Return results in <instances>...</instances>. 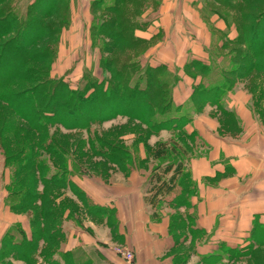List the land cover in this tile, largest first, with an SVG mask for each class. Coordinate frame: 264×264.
<instances>
[{
	"label": "trees",
	"instance_id": "16d2710c",
	"mask_svg": "<svg viewBox=\"0 0 264 264\" xmlns=\"http://www.w3.org/2000/svg\"><path fill=\"white\" fill-rule=\"evenodd\" d=\"M71 1L68 0L69 3ZM124 1L126 0H94L90 3L93 9H104L113 14L108 15L109 17L92 18L90 38L103 52L112 53L115 48H137L149 44L158 35L163 36L161 30L151 37L137 35V30L146 31L149 26L144 28L141 21L139 23L133 19H124L122 15L125 10L118 8ZM148 1L154 3V0ZM157 1L159 13L162 0ZM211 2L233 6V0ZM58 3V0H36L23 8L19 0H0V104H7L6 107L10 110L2 115L0 121L3 124L0 128V151L5 158L4 172L6 174V170L10 171V182L5 187L8 190L5 203L13 212H28L33 227L31 236L21 223L11 224L7 228L0 241V264H6L3 259L9 254L8 250L16 252V257L27 264L42 243L43 250L48 248L44 256L48 261L53 248L60 245V249L66 239L65 224H81L83 216L80 215L84 212L99 216L109 215V223L114 222L113 209L96 205L74 182L75 174L69 168L71 163L68 164L74 159L73 152H69L59 141L63 137L53 132V126L88 130L92 127V120L104 121L124 114L145 125V138L162 130L171 131L172 138L158 141L151 151L154 158L159 160L173 155L177 161L174 174L167 181L156 175L151 180L156 178L155 197L166 196L174 191L176 197L173 200L176 206L188 207L190 203L186 195L191 194L195 184L190 171L186 169L185 161L195 154L192 148L197 140L196 134L187 132L185 126L206 105L217 106L226 113V96L234 89L238 79L249 76L264 78V7L250 16V23L244 21L239 25L234 18L211 9L206 1L203 7V11L207 13L205 18L211 20L212 15H218L228 27L233 24L241 37L238 35L233 39L229 38L227 30H219L212 21L214 29L223 32L227 41L243 43L244 47H234L226 54L210 56L208 64H202L199 59H189L194 67H200L201 72L200 76L189 74L185 70L194 79L201 77L193 85V93L186 100L193 104L192 113L183 110L184 104H176L174 100L173 90L180 80L178 72L169 69L164 63L153 65L149 60L145 63L140 57L132 62L129 60L124 64H115L113 60L102 59L104 55H101V65L111 67L112 81L100 80L93 72L83 69L81 77L77 78L79 81L74 85L69 76L79 72V67L74 66L75 64L62 76L53 75V64L59 57L62 31L68 29V25H64L67 21L70 24L71 14L68 20L66 16L56 22L37 17L40 14L38 8L43 9L42 6L45 8V4L47 5L44 13L40 14L46 17L58 10ZM60 25L63 29L59 31L58 39L53 41L56 28ZM11 33L14 34L13 37L5 40L4 37ZM48 38V45L42 49L32 48L38 41ZM221 45L224 47L225 43ZM37 62L42 65L35 66L34 63ZM187 70L190 71V67ZM256 80L252 86H248L253 94L260 90ZM14 84H19L20 88L8 89ZM259 93L264 94V90ZM254 105L261 109L259 104ZM8 118H13L14 121L11 122ZM13 132L19 133L16 140L10 135ZM96 139L98 143L92 139L86 141L90 143L88 150L83 149L80 143L74 145V153L88 156L81 152L84 150L129 172L131 163L136 160L135 157L133 161L130 160L133 152L129 146L122 139L118 142L105 137ZM67 144L69 147L70 142ZM128 161L129 166L126 165ZM140 163L145 164L146 160L142 159ZM88 167L89 165L86 168L96 175H102L98 169ZM84 173L86 172L82 169V174ZM68 190L75 198L67 195ZM193 227L191 216L184 218L181 213L171 216L170 229L174 236L171 250L186 240L187 229L193 236L197 233ZM254 235L258 247L253 243L244 248L232 247L222 242L218 252L201 256L196 264H242L247 255V264H260L264 262L259 256V251L264 249V225L259 220L254 222L252 236ZM23 245L30 246V251L25 253ZM187 253L185 250L171 255V264L188 262ZM59 255L66 258L65 264H93L76 259L72 251H60ZM68 255L72 256L71 260L67 259ZM50 263L57 264L51 260Z\"/></svg>",
	"mask_w": 264,
	"mask_h": 264
},
{
	"label": "crops",
	"instance_id": "0c3cea01",
	"mask_svg": "<svg viewBox=\"0 0 264 264\" xmlns=\"http://www.w3.org/2000/svg\"><path fill=\"white\" fill-rule=\"evenodd\" d=\"M205 3L206 0H162L154 24L147 29L149 37L159 30L163 32V41L151 48L147 57L153 65L164 63L178 72L180 80L173 90L176 102L189 99L193 85L201 79L186 74L184 63L190 57L206 59L211 48L212 33L206 24L207 19L202 17ZM211 21L219 30H227L229 38L237 36L235 26L228 27L218 15H212ZM68 32L71 33V37L66 35L69 40L65 38L68 49H78L75 47V32L73 29ZM169 38L179 40L175 45L168 41ZM66 43L62 45V55L67 53ZM163 48L169 50L168 54L179 55L181 60H173ZM74 58L77 59L76 55ZM55 68V74L62 76L70 66L69 63H57ZM248 83V77L237 80L234 89L226 96V113L217 106L206 105L185 126L187 132L197 135L196 148L199 145L202 150L207 147L206 153H196L185 161L197 189L193 197L195 207H190L189 195L186 198L190 205L177 207L173 200L176 197L174 191L155 197L156 181L141 176L137 170L128 180L118 175L120 182L117 183L89 182L87 175L74 176V182L96 205L113 209L114 222L109 223V215H95V221L91 214L84 212L81 224L69 227L67 250L72 251L76 259L93 264H171L172 257L168 252L174 245V236L170 229L171 219L165 213L171 208H181L184 218L191 216L195 232L207 233L204 242L193 245L194 236L189 229L185 231L186 243L190 242L188 244L194 248L195 254L189 259L193 263L203 255L218 252L222 242L232 247L244 248L251 243L258 247L252 233L255 220L264 225V111L261 110L264 108V94L259 93L264 90V78L257 79L260 90L256 94L249 90ZM168 133L171 131L162 130L155 136L159 141ZM125 182L130 188L124 187ZM67 195L72 197L71 193ZM163 204L169 207L161 208ZM11 224L3 229L1 238ZM114 244L130 250L134 254L133 262H123L113 257L111 251H106ZM248 258L245 256L242 264H247Z\"/></svg>",
	"mask_w": 264,
	"mask_h": 264
},
{
	"label": "rangeland",
	"instance_id": "374dc122",
	"mask_svg": "<svg viewBox=\"0 0 264 264\" xmlns=\"http://www.w3.org/2000/svg\"><path fill=\"white\" fill-rule=\"evenodd\" d=\"M33 1L35 2L36 0H19V4L23 5V8H26L28 3H31ZM92 1H94V0H72L71 3H69L68 0H58V2H59L58 3V10L56 12H53L49 16H46V17H45V15H40V14L44 13L43 10L46 9L47 5L45 4V8H44V6H42L43 9L38 8V11L40 14L37 15V17L39 19H45L46 21L56 22L57 20H61L62 18L66 17V16H67V20H68L70 14H71L70 24H68L69 21H67L66 25H64L65 27L68 25V29L66 28V31H65V29L62 28L63 27L62 25L64 24V22H63V24L60 25L59 28L58 27L56 28L57 33H56V35H54V38H53V41H55L56 38L58 39L59 31L61 29H63V31H62L63 36H62V40L60 41V45H59V53H58L59 57L57 58V60L55 59L56 63L53 64V75L57 76V74H55L56 73L55 67H56L57 63H59L61 65L62 64L65 65V63L66 64L69 63L70 67H71V65L75 64L74 66L79 67V72H76V75L69 76V80L74 85L77 83V81H79V80H77V78L81 77V73L83 72V69H86L89 72H93L95 77L100 79V80L105 79V80H108L109 82L112 81L111 67H109V65H107L108 67L106 65H104V66L101 65V62H102V61H100L101 55H104L102 57V59H105V60L108 59L109 61L113 60L115 62V64L117 62L124 64L125 61H129V60H131V62H132L134 59L139 58V57L141 59H144V61L146 63V61L148 60L147 52L151 48L160 44L161 41H163V37H160L158 35L157 38H153L149 44L147 43V44L139 46L137 48H132V49L115 48L112 53H107V52H103V51L99 50L100 48L97 45H95L96 43L91 41L92 39L90 38V37H92L91 36V25L93 23V19H94V17H103V16H108V15L112 16L113 14H111V12H109V11H105L104 9H99V8L93 9L91 7V4H90ZM206 1L209 3L208 5H209V7H211V9L216 10L225 16L234 18L236 20V22H239V25H240V23H244V21H246V23H250L251 22L250 16L258 13L259 9L261 7H264V0H233V6H231V7L220 5L217 3H213V2H211L212 0H206ZM157 3H158L157 0H154V3H150L148 0H126L123 2V4L120 3L118 5V8L121 10H125V12L122 15L124 19H131V20L133 19L134 21H137L139 23L141 21V23H143V27L146 28V27L150 26L152 23L154 24L153 20L156 18L157 13H158ZM202 15H203L202 17L205 19V17L207 16V13L203 11ZM210 15H211V13H210ZM180 24H182V23H180ZM206 24H208L209 28L211 29V33H212L211 43L212 44H211V48L209 50L207 58L204 60H200V62L202 64H205V63L208 64L210 56L214 57L218 54L219 55L226 54L230 51V49H232L234 47L235 48L238 46L244 47L243 43L241 44V43L227 41V38L225 37V34L223 32L214 29V27L212 26L211 20H206ZM72 29L75 32L74 36H76V41H77V44L75 45V47H79L76 50L75 49L74 50L68 49L69 48L68 43L65 42L66 35H69V36L71 35V33H69L68 30L71 31ZM136 34L143 36V37H149L147 35V30L146 31L137 30ZM13 35L14 34L11 33V34L6 35L4 38H5V40H8L11 37H13ZM144 35H146V36H144ZM238 35H239V37H241V34H239L237 31V36ZM104 39L107 40L106 37ZM66 40H69V39L66 38ZM178 40H179L178 38H176V39L175 38H173V39L169 38L168 39V41L170 43H173L175 45H176L175 42ZM49 41H50L49 38L45 39V40L42 39L41 41H38L36 44H34L32 48L34 50L38 49V48L42 49L43 47L48 45ZM223 42L225 43L224 47H222L223 45H221ZM26 43L27 42L25 41V44ZM65 43L67 45V53L63 54L64 55L63 56L61 54V50L63 48L62 45H65ZM161 48H162V46H161ZM173 48L175 49V47H172L171 49H173ZM163 52L165 54H168L169 50L165 51V49H164ZM75 55H76L77 59L74 58ZM62 56H63V58H62ZM168 56L175 61L181 60V58L178 57L179 55L176 56V54H168ZM64 58H65L66 62H64ZM189 59H191V57ZM189 59H188V61H186L184 63V68L187 71V73L198 74L201 76V72L199 70L200 67H197V68L194 67V65H192V63H190ZM34 65L35 66L42 65V63L37 62V63H34ZM187 67H190V71L187 70ZM255 77H257V76L255 75ZM133 78H135V77H133ZM248 78L250 79V84L248 83L249 87H250V85L252 86V83L253 84L255 83L256 79H258V77L252 78L251 76H249ZM252 80H254V81H252ZM18 88H20L19 84H14V85H11L8 89L16 90ZM176 104H184V105H182L183 106L182 109L185 111H188L190 113H192L194 110L193 104L189 103V102L187 103V101H184L183 103L176 102ZM6 105H5V103L0 104V121H1L2 115L5 112L10 111L9 107H6ZM261 110L264 111V108H262ZM8 120L11 122L14 121L13 118H8ZM98 121L92 120V123H91L92 127H91V129H88V130L87 129L86 130L67 129L66 127L61 126V125L58 126V128H56L55 126L52 127L53 132L57 133L56 135L63 137L62 140H59V139L58 140L61 143H63L64 146H66V148L68 149L69 152H71V153L73 152L72 155H73L74 159L73 160L71 159V162H68V164L69 163L72 164V162H73L74 166L69 164L70 165L69 168H70L71 172L73 174H75V176L87 175L90 178V180H88L89 182H94L95 180H98L102 183L105 179H107L109 181H113V183L114 182L117 183L118 181L120 182V180L118 179V175H120L121 177H126L125 179L128 180L129 177L131 176L132 172H134V170L139 171L141 176L144 175L145 178L147 177V179H151L154 175H156L159 179H163L166 181L171 176V173H174V171L176 169L175 163L177 162L174 160V156L173 155H169V156L167 155V157L160 159V160L154 158L153 151H151V150L158 144L159 138H157V136H155V135H151V136L145 138V134H146L145 129L146 128L142 122H140L138 120H132L124 114H119L118 116H112L111 118H107L104 121L103 120L99 121V122ZM2 125H3L2 122H0V128ZM142 133L144 135H142ZM18 134L19 133L13 132L10 135H12V138L16 140V137L19 136ZM139 136L142 139H140ZM96 137H100L102 139H104V137H105L107 139L108 138L113 139V141H116V142H118L120 139H122L125 142V145L129 146V148L133 152L132 158L130 160L133 161V159H134L133 157L136 158V160L131 163V165L129 167L131 169L129 170V172H126L125 169L122 167L120 168V166H116V165L109 163L107 160L103 159V157H99L98 155L92 156V155H90L89 152H85L84 150H82L81 152L84 154L87 153L88 156H78V154L74 153V150L76 147L74 145H76V144L78 145L80 143L81 145H83L82 146L83 149L88 150V149H90V143H86V141L89 139H92V141L96 142L97 141ZM171 138H172V133H168L165 136L164 135L161 136L160 137L161 140H159V141H166V140H170ZM196 140H197V135H196ZM68 142H70L69 147L67 144ZM98 142H96V143H98ZM98 146H99V144H98ZM193 146H194L192 148L193 153H195V154L196 153L201 154L202 152L206 153L207 147L206 148L204 147V150H202V148H201L202 145H199L198 148H196V143H195V144H193ZM147 147H149L148 151H147ZM139 157L141 158V160L142 159L146 160V163L141 164L140 163L141 160H138ZM126 163H127L126 165L129 166L130 161H128ZM171 163H173V164L170 166L171 167V169H170L169 165ZM88 165H89L88 168L98 169V171H100L102 173V175H96V173H93L92 170L91 171L88 170L86 168ZM4 167H5V158L3 156V152L0 151V236L3 232V229L11 223L12 224L21 223L22 226L27 231L28 235H30L32 233V229H33L32 224L30 223V214L24 210H21L20 212H13L10 210L9 206L6 205V203H5V197L8 194V190L5 187L7 186L6 184L8 182H10V171L6 170L7 172L5 174ZM82 169L86 173L82 174ZM171 171H173V172H171ZM154 180H156V178ZM127 183H128V181H127ZM127 183L125 182L124 187L130 188V184H127ZM40 187L42 188L41 185H40ZM96 189H98V188L96 187ZM130 190H132V189H130ZM196 191H197V189H196V187H194L192 189L191 194H189V198L191 199V206L190 207H195L193 197H194V194L196 193ZM67 193L70 194L71 192L68 190ZM71 195H72V197H74V195L72 193H71ZM167 207H169V206L163 204V206L161 208H167ZM180 211H181V208H171L168 210L166 209L165 213L168 214L169 218L171 219L172 215L180 213ZM82 215L85 218V213H83ZM82 215H80V216H82ZM90 217L93 220L97 221L96 217H99V216L97 215L95 217V215H90ZM72 224H74V223L70 222L67 225L65 224V226H66V232H65L66 239L63 242V244L61 245L60 249H59L60 245L59 246L57 245L56 247L53 248V253H51L50 259L48 261H46L44 258L45 254L47 253L48 248L43 250L44 245L42 243L41 246L38 248V250L33 252V254L31 255L32 258L27 264H52V263H50V260L56 262L57 264H65L66 258L62 257L59 254H60V251L69 253V250H67L68 249L67 248V242L69 240V236H68L69 227H71ZM74 226L76 227V224H74ZM206 234H203V233L195 234L194 237L192 238L193 245H196L198 242L199 243L204 242L205 241L204 239L206 238ZM186 241H188V238H187V240H184V242L182 241L183 244L180 242L179 243L180 245H177L172 250L170 249V251L168 252L169 255L174 256L176 253H181V251L183 252V251L187 250L188 251V253H187L188 258L187 259H191L192 254H195L194 248H192L193 247L192 244L191 245L188 244L190 242L186 243ZM118 247H124V245L114 244V245L110 246L111 250L106 249V251H108V252L111 251L110 253L113 257H117L123 262H125V261L128 263L133 262V260L132 261L126 260L123 255H120L117 251ZM22 248L25 250V253L29 252L31 249L30 246H26V245H23ZM259 252H260L259 256L262 257V259H264V250H260ZM8 253L9 254H7L6 257L3 259L4 263H6V264H26L23 261H21L20 259H18V257H16L17 255L14 254L16 252L8 250ZM67 259L71 260L72 256L68 255ZM133 259H134V256H133ZM196 263L197 262L193 263L189 260L188 262L180 263V264H196ZM261 263L264 264V262H260V264Z\"/></svg>",
	"mask_w": 264,
	"mask_h": 264
},
{
	"label": "built area",
	"instance_id": "2783aa9c",
	"mask_svg": "<svg viewBox=\"0 0 264 264\" xmlns=\"http://www.w3.org/2000/svg\"><path fill=\"white\" fill-rule=\"evenodd\" d=\"M117 251H118V253L120 255H123L126 260H129V261H132L133 260V256H134L133 253L130 252V250H128L127 248H125V247H118L117 248Z\"/></svg>",
	"mask_w": 264,
	"mask_h": 264
}]
</instances>
